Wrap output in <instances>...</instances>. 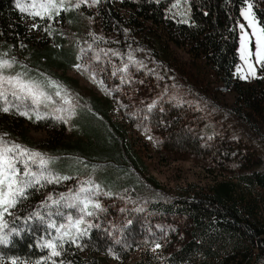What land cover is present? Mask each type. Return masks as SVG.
Segmentation results:
<instances>
[{
	"label": "trees",
	"instance_id": "trees-1",
	"mask_svg": "<svg viewBox=\"0 0 264 264\" xmlns=\"http://www.w3.org/2000/svg\"><path fill=\"white\" fill-rule=\"evenodd\" d=\"M88 1L91 12L66 14L68 39H55V46L37 52L24 44L29 38L16 0H0V45L27 49L21 58L7 54L18 61L9 71H22L24 65L30 75L43 79L42 73L56 81L78 108L77 116L89 123L85 133L73 132L70 119L58 121L54 129L39 124L43 119L0 113V128L28 148L24 121L52 132L53 146L38 152L60 161L49 166L56 175L71 177L53 184L41 181L28 189L13 214H5L8 227L2 235L9 242L0 245V260L264 264V67L256 70L251 84L233 74L241 9L251 3L255 20L264 25V0ZM76 64L83 79L94 75L101 80V95L66 75ZM226 93L234 94L227 106L217 99ZM55 109L42 108L41 114L67 117ZM114 113L121 118L112 119ZM12 122L17 132L9 131ZM134 131L148 137L162 160L199 165L213 181L202 188L186 184L179 193L164 191L144 174ZM96 186L93 200L101 209L89 206L94 215L84 216L80 225L87 234L72 244L70 238L78 237L72 225L83 205L52 200ZM49 241L58 242L60 256H51Z\"/></svg>",
	"mask_w": 264,
	"mask_h": 264
},
{
	"label": "snow or ice",
	"instance_id": "snow-or-ice-1",
	"mask_svg": "<svg viewBox=\"0 0 264 264\" xmlns=\"http://www.w3.org/2000/svg\"><path fill=\"white\" fill-rule=\"evenodd\" d=\"M86 0H79L73 4L75 8H79L81 3ZM96 0H93L95 3ZM17 7L21 13H28L34 19L40 17L44 19H51L52 14L59 15L61 11L68 10L64 7L65 3H71V0H32L31 3H22L21 0H16ZM179 7V5H174ZM33 9V11H29ZM39 9V10H35ZM243 19L247 24H241L239 35V49L238 54L240 60L247 65L249 74L255 77L256 70L253 66V58L255 64L264 67V25H260L255 20L253 13V5L247 4V8L241 11ZM33 28H38L39 25L33 24ZM248 29L251 31L249 32ZM7 54L0 56V113L13 114L25 116L29 120L33 117L35 120L45 119L46 117L41 114V109H48L53 104L57 103L54 97L60 98V102L66 105L71 104V99L68 97L66 90L56 81L40 74L43 79L30 75V71L26 66L21 65L22 71L11 72L14 65L18 63L15 58H5ZM77 71H81V65L74 66ZM87 71V69H84ZM241 68L237 67V73L240 74ZM95 82V76L90 77ZM240 79H246L245 75H240ZM54 88L55 92H49L47 89ZM55 111L66 112L65 116H56L55 118L61 122L67 123L68 119L74 114V110L69 108H56ZM8 134L0 135V230L8 227L3 218L5 214H13L11 210L15 209L18 204L27 199L28 189L34 188L35 185L41 184L44 181L48 184L60 183L63 180L71 179L69 176L56 175L50 165L55 164V158L47 154L31 150L30 148L7 140L5 137ZM84 183H92L85 181ZM99 186L95 189L80 187L76 190H69V193L61 195L60 200H52L49 196L48 199L52 203L58 205L61 201L71 200L72 203L67 204L68 207H76L77 203L82 204L83 207L79 209L81 215L75 219L74 224L78 237H71L69 242L72 244L77 243V239L87 234V229H81L80 225L83 224L84 216H92L94 212L88 211L91 205L94 209H101L99 202H94L93 197L98 193ZM83 195V198L82 197ZM31 215H37L32 213ZM72 220V217H69ZM49 227L53 225L49 224ZM93 227L89 224L88 228ZM59 231V229H57ZM68 236L66 232L64 234ZM60 239H63L61 237ZM8 236L0 235V245L8 244ZM62 247V245H59ZM79 247V245L77 244ZM51 249V256L58 257L61 252L58 251L56 242L49 241L46 245ZM160 245L156 244V248ZM11 264H17L16 260H12Z\"/></svg>",
	"mask_w": 264,
	"mask_h": 264
},
{
	"label": "rangeland",
	"instance_id": "rangeland-1",
	"mask_svg": "<svg viewBox=\"0 0 264 264\" xmlns=\"http://www.w3.org/2000/svg\"><path fill=\"white\" fill-rule=\"evenodd\" d=\"M74 0H71V3H65L64 7H66L68 10H63L60 12V14L57 16L54 13L52 14V18L49 19L47 16L44 19H41L40 17H36L35 19L28 15V13H21L19 11V8L17 7V3L14 4L16 7L18 13L20 14V18L22 19L21 25L24 27V30L26 32V38H29V41H25L24 44H26L29 48L32 50H36L37 52L45 51L48 46H55V43H53V40L65 37V39H68L67 33H71L70 23L68 18L66 17V14H69L71 10H74V14L76 16L78 15H85L89 12H91L92 6L88 0L86 2L81 3L79 8H75L72 5L79 2V0H75V3H73ZM22 3H31L32 0H21ZM99 2L102 3V0ZM110 2V1H109ZM113 8L118 9L119 5L116 3H112ZM246 7H243L241 9L244 10ZM39 10V9H35ZM29 11H33V9H29ZM37 24L39 25L38 28H33L32 25ZM241 24H247V22L243 19L241 12H240V20L237 24V36H238V45L237 48L239 49V35H240V25ZM250 32L251 30L248 29ZM1 39V38H0ZM2 41V40H0ZM0 52H2V55L8 54L10 52V55H13L12 57H19L25 56V53H27V49L23 48L21 52L16 47L11 46H2L0 45ZM177 55L180 58L186 59L184 56L183 51H177ZM253 66L255 67V70H257L260 65L255 64L254 58H253ZM241 68L240 74L237 73V67ZM236 69L233 71V74H235L236 79H240V75H245L246 79H240L242 81H245L248 84H251L253 82L254 78L252 75L249 74V69L247 65H245L239 58L238 54V65ZM63 71L60 70L58 72V76ZM66 75L71 79L78 82L79 86L83 89L89 90L90 92L96 94L97 96L101 95V88H102V82L100 79H95V82L93 80L89 79H83L82 74L77 71V69L73 66L71 69L69 68L66 70ZM232 97H234L233 93H226L225 95H218L217 99L222 102L225 106H227L229 103L232 102ZM71 107L74 110V114L71 116V128L74 132L75 130H78L82 133H85L84 131L87 130L89 127V123L87 120L82 117L81 115H78V108L75 109V106L66 105V104H53L50 106L51 109L54 108H69ZM63 112V111H62ZM61 111L59 112V114ZM20 118L17 115L11 114V118ZM112 119L121 118L120 113H114L111 115ZM10 118V119H11ZM44 121L39 122V124H46V126H50L54 129H59L60 122L59 120L51 117L49 119H43ZM24 128H26V131L28 133V140H29V146L32 150L38 151L42 148L50 149L53 145H51L52 136L53 133L47 130L46 128H35L34 125L30 124L27 121H24ZM16 123H11L9 131L13 130L14 132H17V125ZM23 128V129H24ZM7 133L3 128H0V135H4ZM135 136V144L138 148L137 153L141 157V161L143 162L144 167L147 171L144 172V174L147 176L149 175L150 178H154L162 187L164 191H168L170 193H179V188L188 184V185H197L201 188L204 186H207L211 184L214 177L210 176L206 173L205 170L201 168V166L187 162V161H178V162H172L169 160H162L159 154L155 151L156 148L153 145V143L148 139V137H142L140 134H136V132H133ZM6 139H9V141H12V136H9V134L5 137ZM59 146V145H56ZM57 150H60L59 147H56ZM61 151V150H60ZM56 162H60L59 160H56ZM60 167V166H58ZM3 230H0V235H2ZM58 243V242H56ZM13 259H4L0 260V264H11V261ZM17 264H48L47 261H20L16 259Z\"/></svg>",
	"mask_w": 264,
	"mask_h": 264
}]
</instances>
